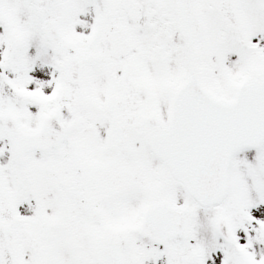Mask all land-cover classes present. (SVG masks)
Masks as SVG:
<instances>
[{"label":"snow or ice","instance_id":"6c2138e0","mask_svg":"<svg viewBox=\"0 0 264 264\" xmlns=\"http://www.w3.org/2000/svg\"><path fill=\"white\" fill-rule=\"evenodd\" d=\"M0 264H264V0H0Z\"/></svg>","mask_w":264,"mask_h":264}]
</instances>
